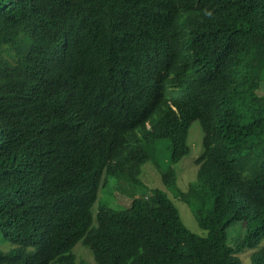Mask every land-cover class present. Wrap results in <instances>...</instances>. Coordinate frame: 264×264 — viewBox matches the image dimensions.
<instances>
[{"label":"trees","instance_id":"obj_1","mask_svg":"<svg viewBox=\"0 0 264 264\" xmlns=\"http://www.w3.org/2000/svg\"><path fill=\"white\" fill-rule=\"evenodd\" d=\"M163 138V183L206 234L140 178ZM110 177L123 208L95 205ZM0 232V264H87L78 244L96 264H241L247 247L264 264V0H0Z\"/></svg>","mask_w":264,"mask_h":264},{"label":"rangeland","instance_id":"obj_2","mask_svg":"<svg viewBox=\"0 0 264 264\" xmlns=\"http://www.w3.org/2000/svg\"><path fill=\"white\" fill-rule=\"evenodd\" d=\"M203 130L201 124L198 120L192 122L190 127L188 141L191 146V150L186 154L179 162L174 164V167L178 171V186L182 189H188L191 180H195L197 176V164L195 162L196 157L201 153L203 149L202 145ZM171 141L170 138L157 139L154 141V151L152 158L144 164L142 167V173L140 175L141 180L146 184L147 188H161L167 192V194L173 199L175 205L177 206L180 216L183 222L193 231L199 234H206V231L200 228L193 212L192 208L189 207L188 203L182 201L173 196L172 192L174 189L168 188L164 185L162 180L161 172L170 163L171 155ZM154 160H158L161 164V168H157L154 164ZM114 179L110 177L107 185L100 187L98 199L95 205L101 204L102 202L113 207L123 208L122 205L117 203L116 186L113 187ZM143 188V187H142ZM141 191H149V189H142ZM127 201V200H126ZM228 239L231 245L239 243L245 236L247 228L242 221H236L232 223L228 229ZM264 244V239H262L255 250L259 249L261 245ZM11 243L9 240L4 238L0 232V249L9 250L11 248ZM76 251L78 252V258L80 260L86 261L87 264H96L90 249L82 244L76 246ZM251 252L253 249L247 247L240 250L237 254L241 259V264H253L251 260Z\"/></svg>","mask_w":264,"mask_h":264},{"label":"clouds","instance_id":"obj_3","mask_svg":"<svg viewBox=\"0 0 264 264\" xmlns=\"http://www.w3.org/2000/svg\"><path fill=\"white\" fill-rule=\"evenodd\" d=\"M146 126H147V127H150V124H149V122H146Z\"/></svg>","mask_w":264,"mask_h":264}]
</instances>
